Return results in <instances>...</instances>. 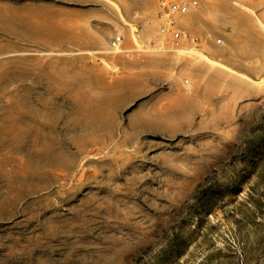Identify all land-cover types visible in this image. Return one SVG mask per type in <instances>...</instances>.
Instances as JSON below:
<instances>
[{"label":"rangeland","instance_id":"obj_1","mask_svg":"<svg viewBox=\"0 0 264 264\" xmlns=\"http://www.w3.org/2000/svg\"><path fill=\"white\" fill-rule=\"evenodd\" d=\"M24 3L0 2V264H264V0L226 10L253 39L174 47L158 3L98 54L66 0Z\"/></svg>","mask_w":264,"mask_h":264},{"label":"crops","instance_id":"obj_2","mask_svg":"<svg viewBox=\"0 0 264 264\" xmlns=\"http://www.w3.org/2000/svg\"><path fill=\"white\" fill-rule=\"evenodd\" d=\"M8 1L25 4L24 0H0ZM186 1L190 9L175 14L174 28L204 41L206 47H215L212 37H221L222 44L228 37L248 40L260 33L261 21L249 8L251 14L229 13V0ZM158 13L156 0H66V47H77L82 54H98L102 47H135L139 37L157 24Z\"/></svg>","mask_w":264,"mask_h":264},{"label":"built area","instance_id":"obj_3","mask_svg":"<svg viewBox=\"0 0 264 264\" xmlns=\"http://www.w3.org/2000/svg\"><path fill=\"white\" fill-rule=\"evenodd\" d=\"M159 6L162 9V15H160V19L171 17L178 13H185L190 9L189 4L186 0H158ZM167 19V20H168ZM170 33L172 36V45L174 47H192L198 49L200 47V40L196 37L189 35L185 31H180L174 28V23L170 21L169 24ZM165 32V30H163ZM218 44L221 41H217Z\"/></svg>","mask_w":264,"mask_h":264},{"label":"bare ground","instance_id":"obj_4","mask_svg":"<svg viewBox=\"0 0 264 264\" xmlns=\"http://www.w3.org/2000/svg\"><path fill=\"white\" fill-rule=\"evenodd\" d=\"M199 57H200V55H199ZM202 57H204V58H206V59H208L207 57H205V56H202ZM203 59V58H202ZM205 60V59H204ZM207 61H210L209 59L207 60Z\"/></svg>","mask_w":264,"mask_h":264}]
</instances>
